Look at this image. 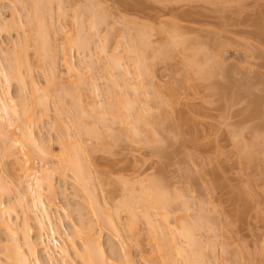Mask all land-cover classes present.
Masks as SVG:
<instances>
[{
	"label": "rangeland",
	"instance_id": "rangeland-1",
	"mask_svg": "<svg viewBox=\"0 0 264 264\" xmlns=\"http://www.w3.org/2000/svg\"><path fill=\"white\" fill-rule=\"evenodd\" d=\"M38 1L0 0V94L17 110L0 114L23 126L18 111L32 110L27 124L39 141L0 127V201L18 240L28 228L57 264H84L89 229L111 264H161L155 226L181 248L183 224L201 242L193 264H264V40L255 32L264 0ZM35 22L47 26L42 49ZM62 149L79 160L84 183L64 167ZM25 163L50 179L42 198L68 255L36 223ZM152 186L169 201L166 218L144 207ZM9 235L0 228V264ZM175 250L170 262L186 264ZM39 257L50 264L43 249Z\"/></svg>",
	"mask_w": 264,
	"mask_h": 264
},
{
	"label": "bare ground",
	"instance_id": "bare-ground-1",
	"mask_svg": "<svg viewBox=\"0 0 264 264\" xmlns=\"http://www.w3.org/2000/svg\"><path fill=\"white\" fill-rule=\"evenodd\" d=\"M36 2H37V0H35ZM39 1H43V0H39ZM38 1V2H39ZM46 1V0H45ZM49 1V0H48ZM36 2H34V3H36ZM49 3V2H48ZM48 3H45L44 2V4H48ZM40 6H42V5H40ZM36 7V6H35ZM37 8H38V3H37ZM41 11V10H40ZM37 17H39L40 18V16H37ZM36 17V18H37ZM38 18V19H39ZM260 21H261V19H260ZM259 20L258 21H256V26L255 27H257V29H256V35H258V36H260V38L262 39V40H264V22H260ZM37 22V21H36ZM35 22V23H36ZM43 22V21H42ZM37 23H39V21L37 22ZM36 23V24H37ZM41 23V22H40ZM44 24V23H43ZM38 25V24H37ZM41 26V24L40 25H38L37 26V28H36V30L35 31H37L36 33L38 34L40 31L39 30H41L42 31V33H41V35L44 33V34H46V32H47V26H45L46 28H45V30L43 29V27L41 28L40 27ZM43 26V25H42ZM41 29H40V28ZM44 30V31H43ZM49 33V32H48ZM40 34V33H39ZM43 34V35H44ZM40 35V36H41ZM39 36V35H38ZM45 36V35H44ZM46 36H47V34H46ZM44 37V41L42 42V39H41V41L39 42V44L41 43V49H42V43H47V42H45L46 40H48V37H49V35H48V37ZM41 37H43V36H41ZM40 37V38H41ZM79 37V36H78ZM47 38V39H46ZM78 40V42H79V40H80V38H78L77 39ZM75 41V40H74ZM171 41H172V39H171ZM176 41V40H175ZM174 41V42H175ZM75 42H77V41H75ZM146 43V41L144 42V44ZM176 43V42H175ZM79 44V43H78ZM172 44V43H171ZM47 45H49V44H47ZM146 45H147V43H146ZM43 47L45 48V46L43 45ZM48 47V46H47ZM44 48H43V51H44ZM46 49V48H45ZM46 51V50H45ZM162 52H165V50L163 51V50H161ZM161 53V52H160ZM168 53V52H167ZM139 54V53H138ZM162 54V56H163V53H161ZM160 54V55H161ZM142 55V54H141ZM165 55V54H164ZM143 56V55H142ZM142 56H140V57H142ZM139 57V56H138ZM117 59V58H116ZM143 59V58H142ZM141 59V60H142ZM138 60V63H141V60L139 61V59H137ZM137 60H136V62H137ZM117 61V60H116ZM212 62V61H211ZM215 63V62H214ZM117 65H119L118 63H116ZM136 65V64H135ZM212 66H213V64H211ZM138 66V68L140 67L139 65H137ZM71 67L73 68V70L75 71V69H77L76 67H73V64H71ZM18 69V67H17V65H16V67L15 68H13V70L15 69V70H17ZM75 68V69H74ZM203 68V67H202ZM209 69V68H208ZM78 70V69H77ZM140 70H142V69H140ZM145 70H147L146 68H145ZM199 70H201V69H199ZM211 70V69H210ZM137 71V70H136ZM138 71H139V69H138ZM202 71V70H201ZM204 71V72H203ZM201 73H204L205 75H206V77H209V74H211L212 72H210L209 70L207 71V70H205V68H204V70H203ZM1 72V71H0ZM75 72H77V71H75ZM140 72V71H139ZM143 72V71H142ZM145 72V71H144ZM206 72V73H205ZM208 72H210V73H208ZM15 73V72H14ZM13 73V74H14ZM13 74H11V75H13ZM204 74L202 75V76H204ZM18 75H19V71H18ZM77 75H78V72H77ZM144 75V74H143ZM143 75H141V76H143ZM7 76V77H6ZM6 80H8V77H9V75L8 74H6ZM15 76V75H14ZM17 76V75H16ZM138 76H139V74H138ZM205 77V76H204ZM211 77V76H210ZM144 78H146L145 76H144ZM32 81V83L34 84V85H36V81H34V79H32L31 80ZM117 80H115V82H116ZM137 82V81H136ZM118 83V82H117ZM128 83V82H127ZM130 83V82H129ZM134 83V82H133ZM136 84H138V87L140 86L139 84L140 83H136ZM128 85V84H127ZM131 85V84H130ZM133 85H135V84H133ZM132 85V86H133ZM220 85V84H219ZM128 87H129V85H128ZM141 87V86H140ZM224 87V86H223ZM218 88V87H217ZM97 89V88H96ZM127 91V90H126ZM137 91V90H136ZM12 101V98L11 97H6V95H2V94H0V112L2 111V109L3 110H6V111H8L9 109H11L12 110V112L9 110L8 112H11V113H15V115L17 114V112H15V111H17V110H14L15 108H14V105H12L11 103H9V102H11ZM12 105V106H11ZM24 107V108H23ZM22 108H23V110H22ZM113 108V107H112ZM144 109V108H143ZM26 110V111H25ZM29 110V111H28ZM113 111V110H112ZM7 112V113H8ZM19 113H20V117L21 116H24V115H26L25 117H24V120L22 121V123H21V125L23 124V122L25 123V124H23V126H19V125H17L16 124V126L14 125V122L12 123L11 122V120L12 119H10V118H8V120L9 121H6V120H4V117H3V115H1L0 114V127H6L5 129H7V127L9 128V127H12V125L14 126V128H12V129H7L8 131H10L11 133H15V131H16V129H19L20 130V128L21 127H23V128H21V129H23V130H20V132L22 133V131H24L23 133H22V135L23 136H25V135H27L26 136V139L28 138L29 139V141L30 142H32V144H34V146L36 145L37 147L39 146V141L33 136V134H32V131H31V126H30V124H27V121H29L30 120V116L32 115L31 114V112H32V110L30 111V109H26L25 108V106H23L22 105V107H21V109H20V111H18ZM110 112H111V110H110ZM22 113L24 114V115H22ZM115 113V112H114ZM111 114H113L112 112H111ZM110 114V115H111ZM12 115V114H11ZM10 115V116H11ZM115 115V114H114ZM14 116V115H13ZM19 116V115H18ZM144 116V115H143ZM127 117H128V115H127ZM144 117H142V119H143ZM76 119V118H75ZM79 119H81V118H79ZM78 119V120H79ZM145 119V118H144ZM77 120V119H76ZM83 120V119H82ZM125 120H127L126 119V116H125ZM124 120V121H125ZM137 121H140V123H141V119L140 120H138V119H136ZM136 120H135V123L137 124L136 126H138L139 127V123H137L136 122ZM6 121V122H5ZM144 121H146V120H144ZM144 121H142V122H144ZM78 122V121H77ZM79 122H80V120H79ZM129 122V121H128ZM82 123V122H81ZM80 123V124H81ZM83 123H84V120H83ZM130 124V123H129ZM131 124H133V122L131 123ZM139 124V125H138ZM30 127H29V126ZM76 125H78V124H76ZM135 125V124H134ZM128 127H129V125H127ZM86 130V129H85ZM88 130V129H87ZM134 130H137V128H135ZM138 130H139V128H138ZM137 130V131H138ZM2 131H3V129H2ZM2 131L0 132V133H2ZM89 131V130H88ZM136 131V132H137ZM6 132V131H5ZM133 132V131H132ZM139 133V132H138ZM2 135V134H1ZM138 135V134H137ZM19 140V139H18ZM17 141V139H15L14 140V142H16ZM28 142V141H27ZM5 143V142H4ZM29 143V142H28ZM6 145H10L9 143H6ZM6 145L4 146V147H6ZM3 147V148H4ZM7 148H10L9 146H7ZM7 148H5V149H7ZM9 150V149H8ZM7 151V150H6ZM245 152H247V153H245ZM244 153H245V155H247L249 152L248 151H245ZM60 156H61V161L63 162V164H64V167H66V168H68V169H70L71 170V172H72V174H75L74 175V177H77V178H75V179H79L80 181H78V182H80V184H82V183H84L83 182V180H82V177H83V175H82V172L84 171V169L82 170V166H81V164H80V162H79V160L77 161V159H73L72 157H70L69 155H68V153H66V151L64 150V149H62V153L60 154ZM76 156V155H75ZM74 156V157H75ZM248 156V155H247ZM253 156V155H252ZM77 157V156H76ZM80 159V158H79ZM25 162H26V160H25ZM25 166H23L24 167V171L26 172L25 173V175H27V176H29L28 178H31V179H33L34 180V184L33 183H31V184H29L28 185V190H30L29 191V194L30 195H32V203H33V205H34V207L35 208H37V209H39V211L41 212V213H39V215L36 217V223L38 224V226L40 227V228H44V226H45V224H47L46 225V227L45 228H47L48 229V242H50V241H52V240H54L55 241V244H53V246L55 247V248H57V250L59 251V252H61L63 255H68V248L66 247V246H63V245H60V243L58 244V241L55 239L56 237V228L54 227V225H53V218H52V215H51V212L49 211V209H48V207L46 206V204H45V202H44V200H43V198H42V193H41V189L40 188H42V183H41V181L43 180L44 181V179H45V181L47 182L48 180H46V179H49L48 177L46 178L44 175H43V177H42V179H40V178H38V177H36L35 176V172L32 170V167L31 166H29L28 164H24ZM86 171V170H85ZM84 173V172H83ZM85 177V176H84ZM49 181H50V179H49ZM47 182V186L49 185L50 187H51V182ZM156 183V182H155ZM154 185V184H153ZM156 188L158 189V187L156 186ZM155 188V186H152L151 187V193H149L148 194V196H146L147 198H149V199H147V198H145V201H147L148 200V202H146V203H148V206H146V205H144V207H146V209H149L150 207L152 208L153 207V209L155 208H157V209H164V215H163V217L164 218H166V216L167 215H165L166 214V211H167V206H168V203L167 202H169L168 200H167V198H165V196L163 197V195H161V191H160V189H156ZM147 199V200H146ZM11 208H9V207H6L5 205H4V203L2 202V201H0V228L1 227H3V229L4 230H6V232H8V234H11V235H9V236H12V237H10L8 240H11V241H8L10 244H8V242L6 243V244H4V246L6 247L5 248V255L7 254V256H5V258H6V262L8 263V264H12V262H13V264L14 263H16V264H42V260H41V258L39 257V250L40 249H43L45 252H46V254H47V257H48V259H49V262H50V264H57L56 263V261H54V254H52L53 252H54V250L52 249V247L44 240V239H41L40 238V236L41 235H39V240L37 239V240H35V239H33V238H31V236H30V229L28 230V228H26L25 229V236L23 235V242L21 243L19 240H18V237L16 236V228H15V226L17 225V223L16 222H13L12 220H11V210H10ZM145 210V209H144ZM133 211V210H132ZM132 211H130L131 212V214H132ZM149 213H151V211L149 210V212H148V210L147 211H144L143 213H142V215L144 216V217H148L150 214ZM167 214H168V212H167ZM132 215H135L134 214V212H133V214ZM131 215V216H132ZM151 216V215H150ZM149 216V217H150ZM148 217V218H149ZM147 218V219H148ZM110 218H108V220H109ZM108 220H107V224L109 225V227H111V225H112V227H114L115 229H117V230H119V227L117 228V226H116V221H115V223L113 222V219H110L109 220V222H108ZM131 220H132V224L131 225H129V227L132 229V227H133V217L131 218ZM130 220V221H131ZM181 220V219H180ZM26 221H28V220H26ZM94 221V220H93ZM148 221H150L149 219H148ZM184 221V220H183ZM93 223V222H92ZM101 223H102V221H101ZM103 223H104V221H103ZM102 223V224H103ZM167 223H169V222H167ZM90 224V223H89ZM88 224V225H89ZM130 224V223H129ZM88 225H86V226H88ZM104 225V224H103ZM102 225V226H103ZM160 223H159V225L158 226H155V229H157V230H153L154 232L155 231H157V235H160V237L158 236V239H157V242H156V247H157V250H159L162 254V261H161V264H173V262L171 263L170 261H172V259L171 258H169V254H167L166 253V251H168L169 249H171V246H172V248H173V250L174 249H176L175 251H176V253H178V254H180V255H182V253H184L182 256L184 257V260H185V262H186V264H193V263H196V261L199 259L200 260V258H199V255H198V253H200V256H201V254H202V252H200L201 251V249H200V251H197V249H199V247L201 246V242L200 241H198V240H196L197 239V237L196 236H194L193 234V231H192V229L190 230V228H184V225L181 227H177V230L175 229V231H177L178 232V234H180L181 233V235L182 236H184V238H186V242H187V244L190 246V249H189V247H187L188 245H186L185 247L184 246H181V248L179 247L180 245H178V243L176 244V245H178V247L174 244V242H176V241H173L174 239L173 238H175L173 235V233H171V235L173 236V237H171V235H170V237L171 238H168L167 237V235H166V231H165V229L162 227V225H161V227H160ZM167 226V225H166ZM83 227H85V226H83ZM90 229H91V231H92V225H91V227L90 226H88ZM100 227H101V225H100ZM112 227L110 228V229H112ZM157 227V228H156ZM180 228V229H179ZM182 228V229H181ZM83 229V232H84V230H86L85 228H82ZM114 229V230H115ZM27 230V231H26ZM41 230V229H40ZM113 230V229H112ZM116 230V231H117ZM42 231V230H41ZM87 232V234L85 233V236H84V238H83V248L81 249V250H83V252L82 251H80V256H81V258L83 259V262H84V264H111V258L110 257H108V255H107V250H105V248L103 247V245H102V243L100 242L101 240H99L98 238H100V237H97L96 235H98V234H96L95 236H93V234H91V232L89 233V229L88 230H86ZM94 231V230H93ZM192 231V232H191ZM119 232V231H118ZM82 233V232H81ZM84 233H83V235H84ZM94 234H95V232H93ZM119 234H121L122 235V233H120L119 232ZM175 234H176V232H175ZM82 235V236H83ZM155 235V234H154ZM156 237V236H155ZM196 238V239H195ZM159 240V241H158ZM173 242H172V241ZM54 241H53V243H54ZM198 241V242H197ZM168 242L169 243V247H166V245L168 244H166V243ZM199 242H200V244H199ZM172 244V245H171ZM199 244V245H198ZM195 245H197V248H196V246ZM0 246H1V244H0ZM2 246H3V244H2ZM8 246V247H7ZM168 246V245H167ZM199 246V247H198ZM184 247V248H183ZM169 248V249H168ZM183 248V249H182ZM186 248V249H185ZM187 248L189 249L188 250V252H187ZM51 250H53V252H51ZM186 250V251H185ZM109 252H111V251H109ZM186 252V253H185ZM263 252H264V250H263ZM262 252V258H261V260H264V253ZM168 253H170V252H168ZM109 256H111L110 254H109ZM110 260H109V259ZM144 258V257H143ZM201 258H203V255L201 256ZM127 259V261H129L130 259L129 258H126ZM129 259V260H128ZM171 259V260H170ZM132 260V259H131ZM198 260V261H199ZM202 260V259H201ZM126 261V262H127ZM184 262V263H185ZM199 262H201V261H199ZM6 263V264H7ZM198 263V262H197ZM49 264V263H48ZM127 264H136V263H134L133 262V260H132V262L131 261H129V263L127 262Z\"/></svg>",
	"mask_w": 264,
	"mask_h": 264
}]
</instances>
